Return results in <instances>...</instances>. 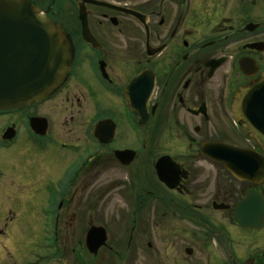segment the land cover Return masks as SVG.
Returning <instances> with one entry per match:
<instances>
[{
	"label": "flooded vegetation",
	"instance_id": "obj_1",
	"mask_svg": "<svg viewBox=\"0 0 264 264\" xmlns=\"http://www.w3.org/2000/svg\"><path fill=\"white\" fill-rule=\"evenodd\" d=\"M22 1L74 58L43 99L0 108V264H264V224L233 216L250 192L264 208V178L206 153L264 158L233 113L264 73V0Z\"/></svg>",
	"mask_w": 264,
	"mask_h": 264
},
{
	"label": "water",
	"instance_id": "obj_2",
	"mask_svg": "<svg viewBox=\"0 0 264 264\" xmlns=\"http://www.w3.org/2000/svg\"><path fill=\"white\" fill-rule=\"evenodd\" d=\"M73 58L70 36L58 23L28 2L0 0V108L43 99L66 77ZM233 113L264 147V73L238 90ZM206 153L221 161L240 180L264 178V158L253 150L214 145ZM164 159L158 162L161 180H166ZM257 201L263 202L258 194L250 192L237 204L234 220L248 229L262 227L264 208L259 212L253 206ZM98 233L101 242L106 239L103 227H92L87 236L88 246Z\"/></svg>",
	"mask_w": 264,
	"mask_h": 264
},
{
	"label": "rangeland",
	"instance_id": "obj_3",
	"mask_svg": "<svg viewBox=\"0 0 264 264\" xmlns=\"http://www.w3.org/2000/svg\"><path fill=\"white\" fill-rule=\"evenodd\" d=\"M209 169V168H208ZM207 169V170H208ZM208 193H209V190H208ZM27 213H29V211L27 212ZM214 217H217V218H220L221 219V221H223L224 223H222L223 225H229L230 223H231V221H230V219H229V216H228V213H219V212H217V213H214ZM195 227H191V229H194ZM21 230L23 229V227H21L20 228ZM24 229H26L25 227H24ZM110 229L112 230V232L114 233V232H116L117 230H115L112 226H110ZM22 234H23V236L26 234V232L25 231H23L22 232ZM30 235V233H28V236ZM31 238V237H30ZM32 239V238H31ZM70 244H72V243H70ZM70 248H71V246H70Z\"/></svg>",
	"mask_w": 264,
	"mask_h": 264
}]
</instances>
